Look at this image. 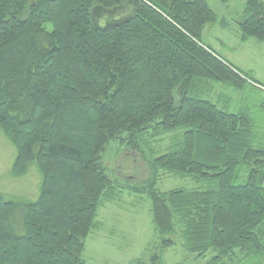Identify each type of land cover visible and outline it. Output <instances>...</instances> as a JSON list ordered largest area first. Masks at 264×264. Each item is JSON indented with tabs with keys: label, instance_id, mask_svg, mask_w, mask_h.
Returning <instances> with one entry per match:
<instances>
[{
	"label": "trees",
	"instance_id": "16d2710c",
	"mask_svg": "<svg viewBox=\"0 0 264 264\" xmlns=\"http://www.w3.org/2000/svg\"><path fill=\"white\" fill-rule=\"evenodd\" d=\"M127 6L120 21H92L95 8ZM215 23L207 0H0V130L16 151L11 175H41L34 202L0 197V264H85L113 196L102 154L113 142L143 154L148 134L177 138L134 188L157 241L128 264H163L175 240L206 264H264L262 110L209 98L264 87L201 42ZM238 27L242 42H264L263 0H244ZM161 174L193 188L162 192Z\"/></svg>",
	"mask_w": 264,
	"mask_h": 264
},
{
	"label": "rangeland",
	"instance_id": "374dc122",
	"mask_svg": "<svg viewBox=\"0 0 264 264\" xmlns=\"http://www.w3.org/2000/svg\"><path fill=\"white\" fill-rule=\"evenodd\" d=\"M264 1V0H263ZM211 10L216 15L213 26H205L201 42L216 52L222 59L235 68L242 66L249 68L245 73L251 74L254 80L264 85V42L249 39L240 40L238 20L240 19L244 0H207ZM129 6L102 10L95 8L92 12V21L99 26H106L120 21L128 16ZM240 66V67H238ZM209 96L215 102L219 96L224 99H233L229 105L230 112L239 109L240 100L248 106L262 110L256 111L257 117L264 122V107H261L264 92H259L250 85L243 94L255 93L259 102L243 100L241 93L233 90L220 91ZM222 108L224 102L219 103ZM237 105V106H236ZM174 134L161 139L152 140L150 134L145 137V144L141 147L142 153L134 152L123 144L110 143L102 154L106 175L112 180L113 196L108 193L103 198L102 205L96 217V232H92L86 239L84 252L85 264H127L134 259H147L146 247L150 242L157 241L149 213V203L146 195L135 194L134 188L148 178L146 161L150 155L159 156L167 152L174 142ZM15 148L4 137L0 130V197L8 201L26 200L34 202L39 196L41 175L35 165H31L21 177H13L11 170L15 160ZM144 158H143V156ZM264 186V185H263ZM157 187L165 192L176 188H189L190 182L161 174ZM208 260V259H207ZM207 261H197L187 254L181 241L175 240V246L167 249L163 255V264H206Z\"/></svg>",
	"mask_w": 264,
	"mask_h": 264
},
{
	"label": "crops",
	"instance_id": "0c3cea01",
	"mask_svg": "<svg viewBox=\"0 0 264 264\" xmlns=\"http://www.w3.org/2000/svg\"><path fill=\"white\" fill-rule=\"evenodd\" d=\"M205 28V27H204ZM204 28H203V30H204ZM203 32V31H202ZM206 46V45H205ZM208 47V46H207ZM209 48V47H208ZM211 49V48H210ZM216 53V52H215ZM217 54V53H216ZM235 67H237V66H235ZM238 67H240V66H238ZM244 69H242L241 67L239 68V69H242V70H245V69H248V70H245V71H248V72H250L249 71V68H246L245 66H242ZM241 71V70H240ZM242 72H244V71H242ZM256 81V80H255ZM258 84H260L258 81H256ZM260 85H262V84H260ZM263 87H264V85H263ZM85 261V260H84ZM128 264V263H127Z\"/></svg>",
	"mask_w": 264,
	"mask_h": 264
}]
</instances>
